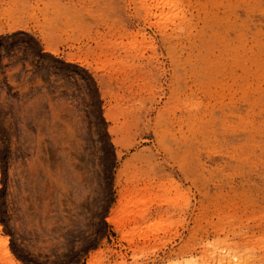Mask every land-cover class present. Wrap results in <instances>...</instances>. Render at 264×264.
Listing matches in <instances>:
<instances>
[{
  "label": "rangeland",
  "instance_id": "rangeland-1",
  "mask_svg": "<svg viewBox=\"0 0 264 264\" xmlns=\"http://www.w3.org/2000/svg\"><path fill=\"white\" fill-rule=\"evenodd\" d=\"M0 264H264V0H0Z\"/></svg>",
  "mask_w": 264,
  "mask_h": 264
},
{
  "label": "bare ground",
  "instance_id": "bare-ground-1",
  "mask_svg": "<svg viewBox=\"0 0 264 264\" xmlns=\"http://www.w3.org/2000/svg\"><path fill=\"white\" fill-rule=\"evenodd\" d=\"M5 253L8 254L7 251H5Z\"/></svg>",
  "mask_w": 264,
  "mask_h": 264
}]
</instances>
